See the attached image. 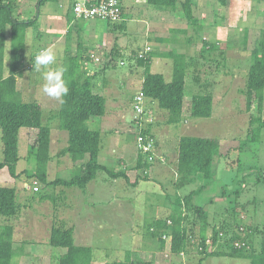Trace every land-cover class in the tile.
<instances>
[{
  "label": "rangeland",
  "instance_id": "1",
  "mask_svg": "<svg viewBox=\"0 0 264 264\" xmlns=\"http://www.w3.org/2000/svg\"><path fill=\"white\" fill-rule=\"evenodd\" d=\"M40 1L15 0L14 4H17L15 16L23 21L32 19L36 15L46 14L45 16L52 19L53 16L61 15L70 6L69 0H49L38 7L37 4ZM208 2L210 11L207 15L203 14L202 8L198 9V20L201 25L203 24V29L201 41L196 40V48H193L194 45L191 44L195 53L187 51L191 46L186 48L185 45L182 51L189 52L187 55L189 59L195 54L197 58H204L199 61V64L201 70L209 77L207 90L214 96L212 116L196 118L190 115L192 96L199 91V87L194 84L193 77L190 76L186 80V100L181 123L167 127L166 121L162 119L159 121L162 128L159 134L169 132V140L177 144L175 149L178 148V140L183 136L220 140L221 157L215 158V180L209 191L211 192L209 195L216 203L214 206L206 207V210L214 224L231 223L233 227L239 225L241 235L251 234L248 241L251 243V245L248 244V251H250L260 249L264 239L261 235L264 231V130L257 142H250L242 149H239V144L249 136L251 113L246 111L243 90L253 62L252 51L257 50L261 53L264 42V0H261L260 4L255 3L256 8H244L245 12L242 10L240 13L237 12L236 5L232 9L235 11L229 13L221 2L215 0L213 5L212 0ZM26 4L30 9H25ZM21 13L27 14L23 16ZM137 21V18L128 14L123 30L116 29L117 36H121L119 45L126 44V48H120L124 54L120 57L121 59L103 70L106 58L99 52L101 62H91L87 66L89 71L93 69L95 72L99 71V76L94 81L97 85L95 92L104 95L107 99L106 115L103 118L93 119L89 123L92 130L101 133L100 155L107 154L116 161L122 158L130 167L132 181L138 177L135 168L139 152L136 142L137 127L130 129L131 125V127L136 126L131 99L141 89V81L146 71V68L139 65L137 61L139 55L148 52L147 56L152 61L151 71L162 73L167 81H171L173 76V65L169 62L170 60L163 59L160 54V51H166L167 44L157 45L153 33L149 35V32L143 29V24ZM48 25L51 24L46 21L47 28ZM104 25L108 27L106 23ZM42 26L37 24L24 30L26 46L24 54L27 63L18 65L23 72L18 79V90L22 101L29 103L37 101L42 104L43 123L49 125L52 130L50 152L52 159L48 167V180L54 182L57 179L71 178L79 172V165L72 163L68 156L59 155L68 143L67 131L60 129L59 118L54 117L59 111L60 101L43 93L42 73L37 72L35 65L29 63L32 56L46 49L53 38L51 36L54 33L47 32L42 29ZM165 28L167 29L168 26ZM174 33L177 34L178 39L183 36L184 41L190 36V33L184 36L183 33L175 31L170 37H174ZM165 41L172 42L169 39ZM203 41L213 44L215 48L210 52H202ZM194 42L192 39L188 44ZM10 44L11 39L8 34L6 46L8 65ZM63 45L59 43L56 47L60 50L57 62L61 66L68 46ZM170 45V50L177 49L182 52L174 43ZM147 46L151 47V52L146 51ZM146 105L153 111L154 108H158L159 112L164 113L161 118L168 117V112L159 109L155 101L146 98ZM123 114L126 116L121 121L120 117ZM154 114L156 115L155 111ZM131 119L134 124L131 123ZM27 132L26 128L20 131L21 158L17 164V172L26 171L27 174H31L36 169L37 161L28 146ZM164 146V141L160 139L158 152L168 159ZM3 159L0 130V162ZM165 166L170 167L159 162L156 170L159 168L160 173L154 172L150 180H139L136 186L122 177L113 179L108 174L99 172L97 179L88 183L85 189L77 186L42 188L35 180L28 181L25 186L21 178L11 177L8 169L1 170L0 185L16 187L17 201L22 205L21 215L18 218L7 221L0 217V224L8 222L15 228L14 249L18 254L16 253L11 264H56L58 253H62L63 250L54 249L48 244L54 224H64L74 229L76 245L93 249V256L96 259L93 264L122 260L127 251H130L136 260L149 262L152 254L156 253L160 246L159 242L151 236L150 224L156 217L165 218L170 213L167 196L175 192L171 186L174 177L169 172L164 175ZM112 170L127 172L122 164H117ZM259 175H262L261 182H258ZM25 176L27 177L24 175V178ZM139 178H143V175ZM192 189H195V186H187L182 189L181 194L187 195ZM223 191L226 192L224 197L220 196L224 193ZM237 193L240 194L239 197ZM47 194L52 197V200L42 199ZM196 202L201 206L204 205V202L198 198ZM194 219L195 216H191L190 221H194L195 224H189V228H193L189 244L191 254L184 255L185 258L172 257L168 238L169 245L163 256H160L161 260L163 258L175 264L199 262V231L202 223ZM257 229L259 232H256ZM208 232L211 234V229ZM20 252L24 256L19 258ZM161 260L157 261L160 264H168ZM202 264H250V261L225 257L208 259Z\"/></svg>",
  "mask_w": 264,
  "mask_h": 264
},
{
  "label": "trees",
  "instance_id": "2",
  "mask_svg": "<svg viewBox=\"0 0 264 264\" xmlns=\"http://www.w3.org/2000/svg\"><path fill=\"white\" fill-rule=\"evenodd\" d=\"M46 1L41 0L40 5ZM148 2L153 5L164 6L169 11H175L177 6V0H148ZM14 3L15 0H0V130L4 156L3 161L0 162V171L6 168L11 177L21 178L20 180L27 182L35 180L42 188L77 186L85 189L88 183L97 179L99 172H104L113 179L122 177L136 186L139 180L147 181L151 179L148 174L149 169L158 165L159 162L169 165V160L157 152L158 146L151 126L147 129V133L151 134L155 141L154 154L156 158L152 162H148V160L145 161L143 155H139L135 169L143 170V173H141L143 178L138 176L131 181L126 172H115L112 170L113 168L100 164L101 133L92 130L89 123L93 119L103 118L106 115L107 99L104 95L95 92L97 85L94 81L99 76V71L90 74L92 70L89 71L87 68L86 63L92 60V54L88 52L89 47L83 37L82 26L78 30L75 27H70L66 34L69 45L66 47V56L62 62V66L66 69L64 79L69 91L63 97V103L60 102L59 111L54 117L59 118L60 129L68 133L67 146L59 152V155L68 156L72 163L79 165V172L67 180L57 179L54 182L48 180V167L52 159L50 155L52 130L49 125L43 123L42 104L37 101L31 103L22 101L18 90V79L23 74L18 65L19 63H23V65L27 63L24 54L26 48L24 30L37 26L38 15L32 19L18 20L15 16L17 4ZM182 8L189 28L193 32L191 39L187 38L189 41L193 39V42L194 40L195 42L201 41L202 25L193 15L192 0H185ZM70 10L73 13L72 5L69 7V12ZM115 25H118V31L123 30L124 25L119 26V23ZM179 32L187 34L185 30ZM8 34H10L11 39L8 55L9 65L6 62ZM174 38L177 39L176 35L172 40ZM160 42H164V40H160ZM175 42L171 43H174L175 46L179 45L178 39ZM203 42L202 52H210L215 48L213 44L207 41ZM183 45L182 47H184ZM122 51L118 47L114 51L113 59H121L120 57L124 55ZM147 53H141L143 56L139 55L137 59L139 65L146 68L142 90L146 98L155 101L159 109L168 112V126H176L182 121L186 95V77L188 75L193 77L194 84L199 87V91L192 96L190 115L196 118H209L212 116L214 96L212 92L207 90L209 77L201 70L199 64V61L204 59L203 57L197 58L195 54L194 57L189 59L187 54L180 53L177 49L169 52L160 51L161 57L171 60L173 65V77L168 82L162 73L151 71L152 61L148 58ZM252 53L253 62L243 90L246 98V111L251 113L250 129L249 136L246 140L240 142L239 149L245 148L250 142H257L264 130V42L261 53L257 50L252 51ZM29 63L35 65V56H32ZM111 65V62L106 63L103 70ZM24 128L28 131V146L36 156L37 161L36 169L31 174H27L26 171L17 172V164L21 158L19 154L20 131ZM177 151L176 165L173 166L175 173L172 172L174 180L171 184L175 192L171 196H167V200L173 202L174 206L171 210L169 209L170 213L165 218L156 217L150 224L151 236L160 244L156 252L165 250L169 238L172 257L190 255L189 244L193 228H189V224H195L194 221H190V217L194 215V220L202 223L198 246L200 259L197 264H202L204 260L211 257L248 259L250 264H264V239L260 249L248 251V244L251 245L248 242L251 234L241 235L239 225L233 227L231 223L214 224L206 210L207 200L203 206L196 202L197 198L199 199L207 188L213 186L215 158L221 157L220 140L183 136L178 140ZM24 175H27V177L24 178ZM261 176H258V182H261ZM191 185L195 186V189H192L187 195L181 194L183 188ZM225 191L220 196L224 197L226 195ZM42 199L52 200V197L47 194ZM21 208L22 205L17 201V188L0 185V217L5 218L7 221L18 218L21 215ZM210 229L211 234L208 236ZM256 232H259L258 229ZM220 233H223L222 237ZM14 235L15 228L12 224L8 222L0 224V264H11L17 253L14 249ZM261 235L264 238V231ZM208 239L211 240L209 243L207 242ZM236 242H244L248 247L235 248ZM48 244L54 249L63 250L62 253H58L56 264H93L96 261L93 256V249L88 246L76 245L74 229L66 227L64 224L53 225ZM209 248L211 250H208ZM105 264H153V262L134 260L132 253L127 251L124 259ZM171 264L175 263L172 262Z\"/></svg>",
  "mask_w": 264,
  "mask_h": 264
},
{
  "label": "crops",
  "instance_id": "3",
  "mask_svg": "<svg viewBox=\"0 0 264 264\" xmlns=\"http://www.w3.org/2000/svg\"><path fill=\"white\" fill-rule=\"evenodd\" d=\"M47 1H49V0H47ZM184 1L185 0H177L176 10L175 11H169L164 6L150 4L148 2V0H123L124 15H123V21L121 23H119V26L124 25V23H126L128 14H130L131 16H134V18H137V20H138L137 22H140L141 24H143V26H144L143 29H145L146 32H149V35H150V33H153V35L156 39L155 41H156L157 45L161 46L162 44L163 45L167 44L166 45L167 46L166 51H164V52H169L170 47H171V45H170L171 42L170 41L169 42H166V41L160 42V40H165V39L172 40L173 37H170V36H171V33L175 32V31H183V30L187 31V34L183 33V35L186 36L190 33L189 34L190 36H188V38H190V39H191V35L193 33L192 29L190 30L189 28H187V27H189V25L187 24V20L185 19L183 8H182V4ZM216 1H219L223 5H225V7L228 9L229 13H232L231 11H233V12L235 11V10H232V9H234V5L238 6L237 12L240 13V12H242V10L244 8H246V9L250 8V7L256 8V6L254 4L255 3L260 4V2H261V0H216ZM214 2H215V0H212V5ZM40 4L41 3L39 2L37 4V6L40 7L44 3L42 5H40ZM69 4H70V6L72 5L71 0H69ZM251 4L253 6H250ZM26 5H27V7L26 8L24 7V8L30 9L29 5L28 4H26ZM69 7L67 10L65 9L61 15L53 16L52 19L45 16L46 14H43V15L40 14L38 16V25L40 27L43 25L42 29H45L47 32L50 31V33H54L53 36H51L53 38L48 43V47L56 48L59 43L64 44L63 46L69 45L66 34H67L68 30L70 29V27H72V28L75 27V29L78 30L79 27L82 26L83 37H84L85 42L87 43V45L89 47V49H88L89 54L98 56L100 58V55H99V52H100L102 57L106 58L104 60V61H106V63L111 62V64H113L114 62H116L117 60L113 59V57H112L114 54V51L118 47H120V48L123 47V49L126 48V44L123 46L119 45V40H120L121 36H119V35L117 36V34H116L117 33L116 29H118V25L114 26V24L111 25V24L104 22V21H101V20L85 21V20L78 19L71 12V10L69 12ZM192 7H193V15L197 19H198L197 14H198L199 8L203 9V14H205V15H207L210 11L208 0H192ZM26 14L27 13H25V14L21 13V15H23V16H25ZM256 14H257V12H256ZM46 21H49V23L51 24V25H48V28L46 27ZM103 22L106 23L108 25V27H106ZM172 22H174V23H172ZM167 26H168V28L166 29L165 27H167ZM202 29H203V24H202ZM120 31H122V30H120ZM175 35L177 36V34H175ZM188 38L185 41L183 39V36H180L179 39L177 38L179 41V45H177V46H179V49L181 51L184 50V49H182V45L184 43L188 44L190 42ZM177 39L174 38L172 40V42L176 43L175 41ZM191 44L194 45V47L191 46ZM185 46H186V48L191 46L190 48H188L187 51L195 53L193 48H196L197 42L196 43L195 42L190 43V44L185 45ZM146 48H150V51H152L150 46H147ZM104 49H106L107 51H105ZM187 51L186 50L184 52L182 51V53L188 55L189 52H187ZM25 60L27 61V59H25ZM91 62L98 63V62H95L94 59H92L91 61L86 63L87 66ZM100 62H101V58H100ZM169 62L172 64L171 60ZM106 63L103 65V68L106 66ZM152 72H154V71H152ZM90 74H95V71L94 70L90 71ZM188 77L190 78V75H188L186 77V80L188 79ZM143 80H144V78L141 81L140 88L142 87ZM133 98L134 97H132V99H131L132 101H133ZM154 107H156V105H154ZM154 111L156 112V115H155L156 116V122L151 126V129H152V132L155 136L157 146L159 148V141H160V139H162L164 141V144H165L164 152H165V154L168 155V160H169V157H171V159L169 160L170 167L165 166L166 168L163 171V173L165 172L164 173V175H165L166 172H169L171 175H173L172 172L175 173L174 167L176 165V160L178 157L177 148L175 149V145L177 147V144L173 143L172 140L171 141L169 140V138H168L170 136V135L168 136L169 132H166L165 134L163 133L162 135L159 134L160 130H162L159 121L164 119L167 123L168 117H166V119L164 117L161 118V115L162 114L164 115V113H162L161 111L159 112L158 108H154ZM133 115H134V112H133ZM125 116H126L125 114L121 115L120 120L123 121L125 119ZM131 123L134 124L133 119H131ZM131 126H130V129L136 128V126H134V127H131ZM167 127H169V126L167 125ZM157 152H158V149H157ZM138 158H139V156H138ZM99 162H100V164H102L108 168H113L117 164H122L127 169L126 173H127L128 177L131 178V181H132V177L129 173V172H131L129 170L130 167L128 165H126V163H124L122 158H120L116 161V159L114 160L111 156L104 154L103 156H101V155L99 156ZM157 166L158 165L149 169L148 174L150 176L154 172L160 173L159 168L156 170ZM21 172H23V171H21ZM141 173H143V170L142 171L136 170L137 176H140ZM166 177H167V175H166ZM23 182H25L24 185L26 186L27 181L23 180ZM209 191H211V187L207 188L206 192L204 194L200 195V197H199L200 201L205 202L207 200V204H206L207 207L214 206L216 203L215 200H213V202L211 203V200H212L211 197L212 196L209 195V193H211ZM17 192H18V189H17ZM205 198H207V199H205ZM173 206H174L173 202L169 201V209L170 210L173 208ZM209 233L210 232H208V235H210ZM168 245H169V243L166 242V248L163 252L157 251L156 253L154 252L152 254V258L150 261L153 262V264H160L157 260L158 259L161 260L160 256H163L164 252L168 248ZM19 254H21V257L24 256L23 253H21V252ZM186 256H182L181 258H185ZM214 258L220 259V258H225V257H211L208 259H214ZM155 259H156V261H155ZM208 259L204 260L203 262H206ZM134 260H136V259H134ZM162 260L165 263L171 264L170 261L168 262L167 260H164L163 258H162ZM246 260L249 261L248 259H246Z\"/></svg>",
  "mask_w": 264,
  "mask_h": 264
},
{
  "label": "built area",
  "instance_id": "4",
  "mask_svg": "<svg viewBox=\"0 0 264 264\" xmlns=\"http://www.w3.org/2000/svg\"><path fill=\"white\" fill-rule=\"evenodd\" d=\"M73 13L78 19L85 21L101 20L109 24H118L123 20V0H71ZM146 51H150L147 48ZM147 53V52H145ZM140 56H143L140 54ZM95 62H100L98 56L92 55ZM134 112V121L136 125V142L139 155H143L145 161L152 162L155 160L154 154L155 141L151 134L147 133V129L156 122L154 111L146 105V96L141 89L134 96L132 101ZM223 236V233H220ZM211 240L208 239V243ZM248 247L244 242H236L235 248L241 249Z\"/></svg>",
  "mask_w": 264,
  "mask_h": 264
},
{
  "label": "clouds",
  "instance_id": "5",
  "mask_svg": "<svg viewBox=\"0 0 264 264\" xmlns=\"http://www.w3.org/2000/svg\"><path fill=\"white\" fill-rule=\"evenodd\" d=\"M59 51L53 47L41 50L35 56V69L42 73L43 93L63 103V97L68 94L69 89L64 79L66 69L57 62Z\"/></svg>",
  "mask_w": 264,
  "mask_h": 264
}]
</instances>
